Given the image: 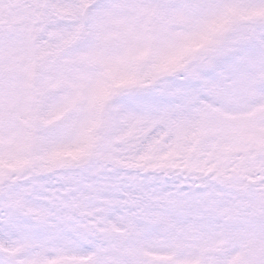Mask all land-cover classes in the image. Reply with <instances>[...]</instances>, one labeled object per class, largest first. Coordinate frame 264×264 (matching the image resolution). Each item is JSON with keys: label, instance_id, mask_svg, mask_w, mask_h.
Instances as JSON below:
<instances>
[{"label": "snow or ice", "instance_id": "obj_1", "mask_svg": "<svg viewBox=\"0 0 264 264\" xmlns=\"http://www.w3.org/2000/svg\"><path fill=\"white\" fill-rule=\"evenodd\" d=\"M0 264H264V0H0Z\"/></svg>", "mask_w": 264, "mask_h": 264}]
</instances>
